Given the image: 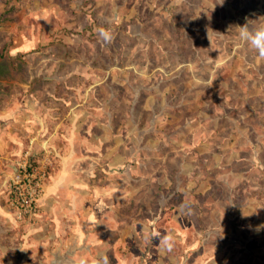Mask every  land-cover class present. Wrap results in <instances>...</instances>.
Returning <instances> with one entry per match:
<instances>
[{
    "label": "rangeland",
    "instance_id": "1",
    "mask_svg": "<svg viewBox=\"0 0 264 264\" xmlns=\"http://www.w3.org/2000/svg\"><path fill=\"white\" fill-rule=\"evenodd\" d=\"M246 18L264 23V0H0V110L23 141L0 264H264V58ZM24 162L44 177L19 219Z\"/></svg>",
    "mask_w": 264,
    "mask_h": 264
},
{
    "label": "crops",
    "instance_id": "2",
    "mask_svg": "<svg viewBox=\"0 0 264 264\" xmlns=\"http://www.w3.org/2000/svg\"><path fill=\"white\" fill-rule=\"evenodd\" d=\"M19 113L16 114L15 111H8V110H0V232L1 235L4 233L3 231L6 227H11L12 223V214L7 204V197H6V182L8 178L11 176L13 169H10L13 165V159L15 155L17 156L20 154V151L16 144H20L19 149L22 150L23 141L18 137L17 130H15L18 123H21V118L18 116ZM24 124V123H23ZM25 124L23 125V127ZM26 127V126H25ZM49 139L47 140V144ZM40 147V146H39ZM56 146L53 150L56 156ZM60 151V150H59ZM58 154V152H57ZM61 159L60 161V169L56 172V181L60 178L62 179L63 174L65 175V180L71 178L68 171L62 166L65 164V156H59ZM62 167V168H61ZM70 176V177H69ZM60 192V190L58 191ZM63 197V192L60 193ZM78 226V225H77ZM81 228V227H80Z\"/></svg>",
    "mask_w": 264,
    "mask_h": 264
},
{
    "label": "built area",
    "instance_id": "3",
    "mask_svg": "<svg viewBox=\"0 0 264 264\" xmlns=\"http://www.w3.org/2000/svg\"><path fill=\"white\" fill-rule=\"evenodd\" d=\"M43 177L41 167L24 162L11 180V206L16 210L19 219L35 213Z\"/></svg>",
    "mask_w": 264,
    "mask_h": 264
},
{
    "label": "clouds",
    "instance_id": "4",
    "mask_svg": "<svg viewBox=\"0 0 264 264\" xmlns=\"http://www.w3.org/2000/svg\"><path fill=\"white\" fill-rule=\"evenodd\" d=\"M223 3L224 0H219V4L222 5ZM236 27L238 28L240 39L250 44V46L257 51L258 55L264 58V23L253 26L246 18L245 23ZM101 34L104 35L103 30H101ZM219 66H222V64ZM160 244L162 248L170 251L174 246V237L171 234H166L160 239ZM77 264H87V262L85 259L81 258L78 260ZM92 264H97V261L93 260ZM104 264H107L106 258Z\"/></svg>",
    "mask_w": 264,
    "mask_h": 264
},
{
    "label": "flooded vegetation",
    "instance_id": "5",
    "mask_svg": "<svg viewBox=\"0 0 264 264\" xmlns=\"http://www.w3.org/2000/svg\"><path fill=\"white\" fill-rule=\"evenodd\" d=\"M52 264H57V262L54 261Z\"/></svg>",
    "mask_w": 264,
    "mask_h": 264
}]
</instances>
